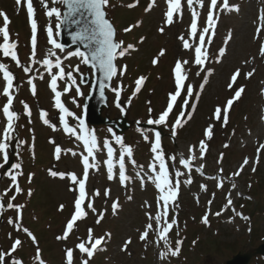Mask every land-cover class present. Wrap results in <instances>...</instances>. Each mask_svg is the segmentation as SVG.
I'll use <instances>...</instances> for the list:
<instances>
[{
    "label": "rangeland",
    "instance_id": "obj_1",
    "mask_svg": "<svg viewBox=\"0 0 264 264\" xmlns=\"http://www.w3.org/2000/svg\"><path fill=\"white\" fill-rule=\"evenodd\" d=\"M46 2L49 7H57L62 12L63 4L53 3L52 0ZM150 2L151 0H109L105 8L108 18L116 28L117 41H123L125 47L131 44L134 48L128 50L124 56L116 57L117 69L126 70L123 75L115 76L112 90L107 92L109 108L104 109L103 114H109L110 117L119 116L121 110L113 103L118 98L120 105L128 109L129 119L147 122L149 118H157L167 106L169 93L175 91V62L189 61V64L184 65L187 70L184 83L193 86L194 94L189 98V105L184 111L190 112L191 118H182L183 126L176 128L177 134L173 141L170 138L173 137L172 126L180 114L182 97L187 96L185 89L182 91V97L174 104L166 123L159 125L171 134L170 137L165 136L160 146L169 180L173 183L179 181L177 197L169 205L168 216L169 223L171 218L175 217L177 224L166 234L167 243L158 239L155 221H150L146 215L149 213L155 216L159 197L153 175L148 169L149 165H155L159 171L160 164V161L154 159L155 153L151 151L153 132L135 126L126 130L123 135L115 134L108 127L92 126L91 129L97 132V147L94 149L97 167L89 170L86 182L88 197L85 203L91 199L96 212L86 209L87 216L76 222L69 237L66 240L56 239L58 235H63L66 223L74 211L78 185H72L67 177L60 179L58 176H51L49 169L66 174L72 172L78 178L83 176L81 159L85 155L77 138L76 125L82 117L83 96L89 88L79 84L77 71L85 72L88 69L81 62V58L69 56L72 51H60L48 43L47 29L51 26L53 32H57L55 25L59 21L55 16L50 18L46 15V9L40 0H33L34 18L37 21V56L30 60L32 33L26 7H18L15 0H0V11L6 13L10 21V42L17 44L14 50L21 64L18 67L11 57H4L0 52V63L9 66L14 76V102L11 110L18 113L13 138L4 142L10 147L17 136L13 145V157L14 164L21 165L20 169L12 167L3 173L4 153H0V203L6 205L11 196L16 195L11 185V175H17V182L23 188L22 178L28 179L31 174V181L26 185L29 190L34 191L33 194L29 196V191H26L27 195L18 194V200L13 203L24 205L22 210L30 215L44 211L52 216V220L43 224V227L35 225L37 230L40 229L37 232L42 235L41 242L45 244V264L46 260L49 264H65V249L68 248L73 249L74 264H82V261L88 258L86 254L79 252L76 245L87 240L89 228L92 229L94 238L110 234L105 236V241L98 246L100 250L94 252L89 264H224L225 260L237 251H253L264 241V150L257 153L259 146L264 144V58L259 55V47L264 43V34L255 38L258 17L264 13V0H229V4L238 6L239 11H225L219 8L213 10L214 13H219V19L213 42L206 45L209 60L204 65V68L212 70L210 75L194 64V49H185L179 39L184 36L190 44L198 43V39L188 35L191 11L187 0H181L182 15L174 14L175 22L171 25L165 23V0H155L151 9L145 11ZM222 3L223 0H218V5ZM130 4L134 6L129 7ZM208 4L210 0H205L204 7L194 4L200 13L198 29L205 26ZM17 22L21 25L15 24ZM3 24V18L0 17V27H3ZM130 26L131 31H123L125 27ZM161 28L164 29L163 32L159 31ZM229 32L232 38L225 45L223 41ZM57 38L58 35H54V39ZM0 43H3L2 35ZM221 47L225 48V54L219 57L221 62L217 63L218 50ZM161 49L165 50L163 56H159ZM49 50L54 52L55 56L48 57ZM46 58L52 61L51 70L43 64ZM57 58L65 71L64 79L57 80V91L60 93L61 103L68 108L71 115L61 113L55 106V93L50 87L51 76L59 72L55 67ZM154 58L158 61L155 65L152 63ZM246 61L250 63H245ZM24 66L30 67L31 70L25 73ZM237 68L241 70V75L238 76L234 89L244 86L245 91L238 103L234 101L228 124L221 126V123L210 118L216 106L226 104L234 95V91L229 90L227 85ZM253 68V76L245 79L244 74ZM198 71H201L199 76L196 75ZM68 72L72 73L71 80L67 79ZM205 75L208 76L207 83H204ZM141 76L145 77L144 83L134 95L135 81ZM30 78L35 85V95L28 84ZM2 84L3 76L0 73V141H3V128L6 125L2 107L7 99L2 94ZM201 84H204L202 89ZM66 87L68 92L64 91ZM117 90L119 97L116 95ZM195 93H199L198 98ZM21 101L29 106L30 115L25 114ZM191 104L196 105L195 109ZM42 111L46 113L43 119ZM61 115H64V122L69 128L75 130V135L62 127ZM45 119L47 124L44 123ZM209 123L214 125V134L211 139H206L204 130ZM145 136L148 137L147 140ZM117 137L121 138L120 143L117 142ZM140 140L143 143H140ZM201 140H205L207 144L203 159L199 155ZM21 141L23 143H20ZM105 142L113 149L111 180L108 179L106 161L109 157L107 148L104 147ZM225 144L229 146L226 148ZM56 146L62 149L59 159L55 155ZM9 147L6 153L9 152ZM189 147H193L196 159L190 161V168H185L179 161L190 155ZM125 148H131V156L124 151ZM122 152L125 175L128 177L123 184L119 177ZM245 157L249 158V164L239 176H232ZM89 159L92 162V158ZM201 164L204 167L197 171ZM253 167L255 171L252 170ZM177 171L182 175L177 177ZM189 177L192 182L186 183ZM217 183H222V187L217 188ZM233 183L237 185L235 189L232 188ZM201 185H205L207 190L203 191ZM6 189L11 190L4 195ZM106 189L110 190L108 197L104 196ZM95 190L100 191L99 196L91 195ZM250 194L255 197H250ZM23 198L26 199L25 203H22ZM229 198L232 205L226 207ZM210 200L212 203L209 205ZM113 201L119 204L115 214L111 208ZM60 205H64L62 211L59 210ZM243 206L246 210H243ZM100 212L104 215L97 224ZM217 212L221 214L216 215ZM2 213L11 216L13 220L17 215L15 209L6 207ZM205 213H208V224L202 222ZM249 214H252L250 219ZM150 222L154 228L150 231L148 240L141 241L139 236ZM17 237L25 242L21 252L26 255L28 264H37L34 257L37 247H40L39 243L33 244L28 236L23 231H17L15 226H11L8 235L0 241V251L8 252L12 240ZM129 238L131 243L122 251L124 241ZM178 240L181 249L178 256L169 255L162 258L160 253L167 249L174 250ZM13 258L20 259L13 256L7 258L8 264H11ZM249 264H264V257L254 256Z\"/></svg>",
    "mask_w": 264,
    "mask_h": 264
},
{
    "label": "snow or ice",
    "instance_id": "obj_2",
    "mask_svg": "<svg viewBox=\"0 0 264 264\" xmlns=\"http://www.w3.org/2000/svg\"><path fill=\"white\" fill-rule=\"evenodd\" d=\"M16 5L19 6H25L27 10V17L28 21L31 26V56L30 60H34V58L37 56V21L34 18L35 17V8L33 6V0H15ZM53 3H59L66 6L67 11L63 14L61 13V10L57 7H49L46 0H40L41 5L46 9V15L48 17L55 16L56 19L59 21L55 28L58 30L62 24L64 23H70L73 25H82L83 26V32H76L73 33V39L77 40H83L87 41L85 43V47H91L90 53L86 54L85 52L80 51L77 49L75 52H70L69 56H76L81 58V62L83 64L89 63V55L91 58V61H93L96 65L99 66L100 72L103 74V76L107 79H111L113 76H116L117 74L123 75L124 71L126 69H117V66L114 64V60L117 56H124L126 52L130 49H133L134 46L129 44L126 47L123 45V41H116L114 39L115 31L112 26V24L109 22V20L106 18L107 13L105 11V8L109 4V0H52ZM167 4V10L164 13L165 16V23L168 25H171L175 22L174 14H180L182 15V5L181 0H165ZM155 3V0H151L149 7L145 9V11H148L151 9L153 4ZM194 4H199L201 7L205 6V0H187L188 8L191 11V22L189 25V32L188 35L190 37L198 39L197 44H190L188 39H185L184 36H180L179 39L183 43V47L185 49H194L195 58H194V64L197 66H200V70L206 72L208 75L211 74L212 70L204 68L205 62L209 60L208 55V49L206 45H210L213 42V36L215 35V29L216 24L219 19V13H214V9H223L225 11H239L238 6L236 5H230L229 0H223L222 4L218 5V0H210V4L207 5V19L205 26L202 29H198V19L200 16V13L196 10L194 7ZM129 7H133L134 5H128ZM63 15L64 19H61V16ZM0 17L3 18L4 24L3 27H0V35L3 37V43H0V52L3 53L4 57H11V60L15 61L17 63V66L20 67V61L17 56V52L14 50L17 48V44L15 42H10V34L8 30V25L10 23L8 16L3 11H0ZM258 25L256 27V37L259 38L262 34H264V13H262L258 17ZM131 27L126 28L124 31L128 32L131 31ZM163 28L159 29V31L163 32ZM48 34V43L52 45L53 48L59 49L60 51L64 50V46L60 43H57V41L54 39V35H58L59 32H53V28L51 26L47 29ZM231 32L228 33V35L225 37L223 43L227 45L229 41L231 40ZM143 41V37L141 38V42ZM165 54V50L161 49L159 56H163ZM225 54V48L221 47L218 50V57L216 62H221L219 57H223ZM48 57L55 56V53L49 50ZM259 55L261 58H264V43H261L259 47ZM157 59H153L152 63L153 65L157 64ZM245 63H250V61H246ZM43 64L51 70L53 67L52 61L50 59H44ZM189 64L188 60H177L175 62V66L173 69L174 73V80H175V91L172 93H169V99L167 102L166 108L159 114L157 118H149L147 120V124L149 125H164L166 123V119L169 116V113L173 110L174 104L177 102L178 98L182 97V91L186 89L187 96L182 97L183 98V104L180 105L181 111L180 114L177 116L175 124L172 126V136H176V128L183 126V117H187L188 119L191 118V113H186L184 109L189 105V98L193 96V86L191 84H185L184 81L187 79V70L184 68V65ZM55 67L59 69V72L57 74H53L51 76V82L50 87L52 91L55 93V106L60 110L61 113L65 115H71V113L68 112V110L64 107V105L61 103L60 100V93L57 91V80L64 79L65 77V71L61 67L60 59L57 58L55 62ZM30 67L24 66L23 71L25 73H28L30 71ZM201 71H198L196 73L197 76L201 74ZM0 72L3 73V79L6 81L5 86L3 87L2 94L3 96L7 97V102L2 107V114L6 118V125L3 128V141H0V153H4L3 159L5 162H7V153L6 149L9 147V144L4 141L11 140L12 133L15 131V120L18 119V113L14 110H11L13 108V100L14 97L11 94L10 90L13 88V74L6 70V67L3 63H0ZM255 72V69H251L247 71L245 75V79L251 78ZM241 75V70L239 68L236 69L234 73H232L230 77V81L227 85L229 90L234 91V95L229 98L226 102V104L220 106H216L215 110L212 114V117L210 119H214L216 122L221 123V126H226L229 122V113L230 109L234 104V101H238L242 93L245 91L244 86H240L239 88L234 89V85L237 82L238 76ZM67 79H72V73H67ZM208 76H204V83H207ZM145 77L141 76L136 79L135 81V93L139 92L141 89L142 84L144 83ZM28 84L31 86V91L33 95H35L36 89L35 85L33 84L32 79L30 78L28 80ZM104 85L101 84V88H103ZM201 89L204 87V84L200 85ZM65 92H68L69 89L66 87L64 88ZM264 92V90H262ZM117 97H119L120 93L117 90L116 91ZM197 98L199 97V93H195ZM23 104L24 112L27 115H30V109L27 103L21 101ZM119 107V105H117ZM191 107L195 109L196 105L191 104ZM151 108H149V113H151ZM46 116V113L43 111L41 112V118L43 119ZM264 119V117H262ZM61 123H64L65 129L75 135V130L72 128H69L68 124L64 122V115H61L60 117ZM44 123H48V121L45 119ZM84 121L80 120V126L81 129H83ZM214 134V125L212 123L208 124V127L204 130V136L206 139H211ZM80 139V137H77ZM146 140L148 139L147 136L144 137ZM117 142H121V138L117 137ZM85 151L87 152V155L83 156L81 159V163L83 165V178H78V176L75 173L69 172V173H63V172H57L49 169V174L53 177H59L60 179H65L66 177L70 180L72 185H78V195L74 199V211L71 215V218L68 219L63 235H58L56 237L57 240H66L69 237V234L72 232L75 224L77 221L82 220L87 216V210H91L93 213L96 212V209L94 208L93 202L91 199L86 201V197H88V193L86 192V181L89 176V170L92 168L97 167V164L95 162L94 157V149H96L97 144L94 137L91 138H84L83 140ZM20 143H23L22 141ZM161 146V137L160 133L157 132L155 134V141L151 145V151L155 153L154 159L160 161L159 164V173L154 178L155 179V186L160 191V195L158 197L157 201V212L155 216L150 215L149 213H146V215L149 216L150 221H155V231L157 233V237L160 240H164L165 243H167L166 234L169 232V230L177 224V220L175 217L171 218V221L169 223L168 216H169V205L170 203L174 202L177 197L178 188H179V181L177 180L175 183L169 180V174L166 170V166L163 162L164 157L163 154L160 151ZM228 144H225L224 147H228ZM104 147L107 148L108 157L109 160L106 161L108 165V179H113L112 174V162L111 157L113 154V149L111 146L108 145L107 142H105ZM207 149V144L205 140H201L199 142V155L200 158L203 159L205 156V152ZM261 150H264V144H261L259 148L257 149V153H260ZM62 149L60 146H56L55 148V155L56 158H60V153ZM125 152L128 153L129 156H131V148H125ZM188 152L190 155L185 159L181 158L179 163L182 164L185 168H190V161L195 160L196 156L194 155V149L193 147H189ZM75 155V153H73ZM124 153H121V159H120V171H119V177L120 182L123 184L128 177L125 175L124 170V159H123ZM92 158V162H90V159ZM223 159V153L220 155V160ZM218 163L220 161H217ZM249 158L245 157L243 160V163L240 165L238 170L232 174V176H239L240 173L243 171L244 167L249 164ZM13 169H20L21 165L19 163L12 165ZM153 171H155V165L149 166ZM203 164L200 165L199 168H197V171H201L203 168ZM253 171H255V167L252 168ZM222 171V169H221ZM182 175L181 172L177 171L176 176ZM31 174L29 175L28 179L29 182L31 181ZM212 178V177H210ZM11 185L12 188H14V191L16 195L11 196V198L7 201V204L0 203V213L5 209H15L17 215L15 217V220L13 218H9L8 223L14 224L17 231H23L33 242V244H37L36 237L33 235V233L22 226V209L24 205L22 204H15L13 201L17 199V195L22 192V188L19 186L17 182V175H11ZM186 183H191V177L188 178ZM217 188L222 187V183H217ZM237 185L235 183L232 184V188L235 189ZM201 189L203 191H206V186L201 185ZM11 189H6L4 195H7V192ZM75 190V189H73ZM28 195H31V190H29ZM92 196H99L100 191L95 190L92 194ZM110 195V190L106 189L104 191V196L108 197ZM2 199V197H0ZM131 199V197H129ZM209 205L212 203L210 200ZM145 204L150 207V205L145 202ZM232 205V200L229 198L227 199V206ZM119 207L118 202L113 201L111 204V208L113 211V214L116 213L117 209ZM64 205H60L59 210H63ZM221 212H217L216 215H220ZM104 213L100 212L98 213V218L96 220V223L99 224L103 218ZM202 222L205 224H208V213H205L204 217H202ZM154 228L153 223H148L145 226V230L140 234L139 239L141 241H147L149 237L150 231H152ZM105 236H110V234L106 233ZM105 236H100L98 238H94L92 229H88V238L86 241H81L76 245V248L79 249L80 253L86 254L88 259H85L82 261V264H89V260L93 257L94 252L97 250H100L98 246L102 244V242L105 241ZM11 238V237H10ZM131 243V239L124 241L122 251L126 250L128 245ZM176 248L174 250L167 249L166 251L160 253V256L162 258L167 256L176 257L180 253L181 249L179 247L180 241H176ZM23 246V241L20 238H15L12 240L10 250L8 252L0 251V264H8L7 258H11L12 254L15 253L20 247ZM34 259L36 260L37 264H45V261L41 258V252L39 247L36 249V254ZM11 264H23V261L20 259H11ZM65 264H74V253L73 249L68 248L65 249Z\"/></svg>",
    "mask_w": 264,
    "mask_h": 264
},
{
    "label": "water",
    "instance_id": "obj_3",
    "mask_svg": "<svg viewBox=\"0 0 264 264\" xmlns=\"http://www.w3.org/2000/svg\"><path fill=\"white\" fill-rule=\"evenodd\" d=\"M67 11V8L65 6L64 12ZM64 19V17H63ZM76 32H83V26L82 25H73L70 23H64L61 25L60 30V44L65 46H71L75 50L82 49L87 52V54L90 53L91 47H85V43L87 41H83L80 39L74 40L73 39V33ZM95 72V79L92 84V90L89 96L86 97L85 104L88 109L87 119L92 122H104L108 124H112L114 128L119 131L123 132L129 124L126 121V115L125 112H123V115L121 118L117 119V122L115 120H110L108 117L101 118L100 113L103 107L108 106L107 96L105 94V88H110L111 79H107L103 76V74L99 70V66L96 65L93 61H91L90 55H89V63ZM89 77H85V80H88ZM101 84L104 85L103 88H101ZM255 253L257 254H264V244L260 245L256 250ZM252 254H240L233 256L232 259L227 260L225 264H247Z\"/></svg>",
    "mask_w": 264,
    "mask_h": 264
}]
</instances>
